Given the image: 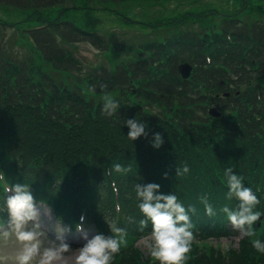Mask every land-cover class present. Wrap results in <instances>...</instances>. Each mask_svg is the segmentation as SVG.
I'll return each mask as SVG.
<instances>
[{"label":"trees","instance_id":"16d2710c","mask_svg":"<svg viewBox=\"0 0 264 264\" xmlns=\"http://www.w3.org/2000/svg\"><path fill=\"white\" fill-rule=\"evenodd\" d=\"M83 1L93 11L119 16L111 4L134 6L137 0ZM190 1L196 6L204 0ZM79 5L81 0H0L3 12L22 18L9 21V16L0 15V28L22 24V31L29 33L20 38L12 30L14 41L29 52L22 61L4 54L0 46V171L9 183L30 184L36 200L45 201L64 224L74 226L83 214L97 233L111 234L104 219L126 227L128 247L114 264H158L135 246L141 233L128 223L129 216L143 218L135 182L157 183L162 193H175L185 206L198 208L192 217L197 239L186 264H264V254L247 238L240 239L236 249L207 245L239 237L219 211L238 204L226 199L225 168L243 177L260 200L257 210L264 213V25L223 20L215 27L184 30L164 42L118 45L134 56L113 69L96 64L78 76L73 72L80 65L71 46L88 43L101 53L107 49L104 36L65 19V12ZM186 8L179 19L156 27L183 28L205 15ZM244 9L232 11V16ZM262 12L264 8L252 9L250 14ZM119 17L123 23L143 25ZM182 62L193 66L187 80L178 74ZM226 92L228 97H222ZM105 93L120 105L112 117L101 112ZM211 106L219 117L207 114ZM131 118L146 123L147 138H127L123 121ZM157 132L164 137L160 149L151 146ZM116 163L130 165L132 173L109 175ZM184 164L190 172L176 176V167ZM204 194L217 210L215 217L204 213L199 202ZM256 225L257 237L264 241V215L260 227Z\"/></svg>","mask_w":264,"mask_h":264},{"label":"clouds","instance_id":"9594fccd","mask_svg":"<svg viewBox=\"0 0 264 264\" xmlns=\"http://www.w3.org/2000/svg\"><path fill=\"white\" fill-rule=\"evenodd\" d=\"M101 112L107 117L118 113L119 102L112 95L102 97ZM123 124L129 129L127 138L134 142L140 137L147 138L146 123L140 119H125ZM164 137L154 133L151 146L160 149ZM22 166L23 161H19ZM128 177L132 173L130 165L114 164L108 170ZM187 164L176 167V176L187 175ZM228 191L226 199L238 201L235 208L227 205L220 208L232 230L239 238L250 240L252 247L264 254V241L257 237L254 226L261 221L257 210L260 200L250 187L245 186L243 177L234 173L233 168L224 169ZM167 178V173H165ZM113 189L116 185L113 184ZM137 207L143 218L129 216L128 223L136 224L141 233L136 241L144 253L158 264H186L192 245L197 239L192 217L198 214L195 205H187L175 193L164 194L157 183L134 184ZM204 213L215 217L217 210L209 202L207 194L199 197ZM119 211V208L116 209ZM7 214V220L0 221V264H114L122 249L128 247V231L114 219H104L110 235L91 234L84 226L85 215L80 223L64 224L62 218L54 217L52 208L45 201H37L30 184L9 183L6 175L0 171V216ZM150 226V230L149 229ZM79 234L82 245L73 248L69 236ZM147 230V231H146ZM11 249V250H10Z\"/></svg>","mask_w":264,"mask_h":264},{"label":"rangeland","instance_id":"374dc122","mask_svg":"<svg viewBox=\"0 0 264 264\" xmlns=\"http://www.w3.org/2000/svg\"><path fill=\"white\" fill-rule=\"evenodd\" d=\"M86 3L88 2L81 0V5L78 6L79 9L65 12V19L72 21L82 30L96 32L104 36L106 38L107 49L101 53L88 43H79L71 46L72 53L80 65V70L73 72L74 75L78 76L88 73L96 64H104L109 69H113L120 63L127 62L129 55L134 56L133 51L117 49L118 45L138 47L147 42H164L184 30L190 32L198 31L202 28L215 27L217 23L223 20H227L228 22L232 19L243 22L249 20L250 22H258L264 25V12L250 14L252 9L261 10L264 8V1L260 3L256 0H204L196 6L190 0L183 2L179 0H159L157 4L150 2V0H137L132 2L134 6H130L127 2L111 4L110 8L114 9L119 16L133 21L139 20V23L143 25L123 23L119 16L114 15L115 13L101 12L97 8L93 11L90 7L86 6ZM185 8L190 12L202 11L205 15L203 18L198 19L197 23H188L183 28L169 25L156 27L158 22L167 24L174 18L179 19ZM243 8H245L244 11L237 16H232V11H241ZM0 15L9 16L7 18L9 21H20L22 19L17 14L3 12L1 8ZM2 20L6 21L5 19ZM25 28L22 24L9 30L0 28L1 49H3L4 54H8L19 61L29 56L26 47L20 42L14 41L16 37L15 33L19 34L20 38L21 35H29L28 32L22 31ZM119 48H122V46H119ZM84 226L91 230V234L97 233L96 229L85 221ZM69 240L73 248L82 245L79 234L75 233V230L69 236ZM239 240L240 238L211 240L207 245L223 250L228 247L236 249ZM137 248L145 255L140 247L137 246Z\"/></svg>","mask_w":264,"mask_h":264},{"label":"water","instance_id":"95a60500","mask_svg":"<svg viewBox=\"0 0 264 264\" xmlns=\"http://www.w3.org/2000/svg\"><path fill=\"white\" fill-rule=\"evenodd\" d=\"M178 71L181 74L183 79H187L189 77V75H190V72H191V66L188 65V64L180 65L178 67ZM209 114L213 115V116L214 115L217 116L214 109L210 110Z\"/></svg>","mask_w":264,"mask_h":264}]
</instances>
